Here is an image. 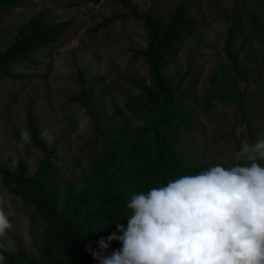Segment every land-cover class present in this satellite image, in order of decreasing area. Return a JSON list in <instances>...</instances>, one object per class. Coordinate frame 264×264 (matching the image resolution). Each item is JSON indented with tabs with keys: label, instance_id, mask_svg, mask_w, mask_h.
<instances>
[{
	"label": "rangeland",
	"instance_id": "obj_1",
	"mask_svg": "<svg viewBox=\"0 0 264 264\" xmlns=\"http://www.w3.org/2000/svg\"><path fill=\"white\" fill-rule=\"evenodd\" d=\"M186 0H132L139 14L149 10L161 15ZM193 2L189 15L199 21L192 32L175 44L176 56L168 59L165 75L173 85L189 87L202 98L211 84V76L220 68L229 70L222 51L230 22L228 17L234 0H189ZM244 9L252 10L255 24L264 34V0H238ZM124 15L110 24L93 30L103 17ZM129 12L111 0L67 4L66 0H19L14 4L0 1V50L14 40L19 30L31 19L45 16L49 22L69 20L70 27L58 40L32 53V64L9 67L16 77L0 74V167L13 168L19 157L25 163L27 176L35 173L43 153L22 139L27 132L26 108L32 101V113L38 115V129L46 145H55L62 158L60 188L68 181H79L92 157L105 142L95 127L90 110L71 99L79 93L78 73L83 72L91 96L89 107L96 114L100 128L106 134H116L126 126L139 128L151 120L147 109H138L132 97L140 91L123 74L133 75L149 84L147 65L143 57H134L130 46L144 48L147 31L142 20L125 17ZM246 23L238 31L235 43L243 46L241 71L245 80H237L224 92H242L246 102L249 129L245 123L236 127L243 143H254L264 137V48ZM251 44V46H250ZM229 81V77L224 84ZM140 96V95H139ZM191 123L184 128L177 149L184 153L202 152L206 167L234 163L236 143L230 135L231 123L239 117L237 106L226 97L209 102L201 99L187 102ZM119 109V113L115 109ZM228 119H226V118ZM139 133V131L137 132ZM264 165V161H258ZM0 175V196L5 211H10L12 228L4 238L5 248L15 251L22 247L29 255L38 257L46 222L33 206L22 202L20 196L8 191ZM102 204L108 203L101 194ZM10 204L9 209L7 205ZM86 216H81L84 220ZM92 218H95L93 215ZM111 229L103 232L106 239ZM100 238H98L99 240ZM113 241L109 249H118ZM91 255V254H90Z\"/></svg>",
	"mask_w": 264,
	"mask_h": 264
},
{
	"label": "trees",
	"instance_id": "obj_2",
	"mask_svg": "<svg viewBox=\"0 0 264 264\" xmlns=\"http://www.w3.org/2000/svg\"><path fill=\"white\" fill-rule=\"evenodd\" d=\"M0 1L11 5L19 0ZM66 1L70 5L85 1L96 3L99 0ZM111 1L121 4L129 12L125 17H135L145 24L146 47L131 46L130 50L134 57L144 58L149 84L146 86L133 75L123 74L122 78L140 91V96H133L132 99L138 109L144 108L153 113L151 120L143 122L139 128L130 125L116 134H105L96 114L89 107V87L83 78V72H79V93L71 99L90 110L95 127L105 142L101 151L92 157L88 168L83 171L82 178L75 182L68 181L60 188L57 181L61 178L62 158L57 155L54 144L46 145L38 136L39 116L33 115L31 101L25 114L29 142L31 146L41 150L43 157L35 173L30 176L25 174L22 157L16 160L13 168L0 167V175L8 191L16 196L20 195L24 204L33 206L37 215L45 220L46 226L41 236V245L37 247L38 257L29 255L22 247L11 251L4 247L3 238H0V244H3L0 254L5 257L4 264H98L86 251V246L91 243L92 250H97L96 242L103 237L104 230L116 231L114 223L117 222L127 225L126 218L130 210L126 208V203L131 193L146 192L152 187L165 185L169 180L207 168L202 152L184 153L177 149L176 144L181 140L184 128L191 123L186 107L188 101L194 100L199 104L201 99L207 103L217 98L223 103L227 97L237 106L239 117L231 123L229 131L235 140L237 151L241 148V137L236 127L245 123L249 129L243 93L235 92L230 95L224 92V87L228 90L235 81L245 80L240 65L243 46L235 43V37L246 23L253 26L252 33L257 34L256 39L264 48V34L255 24L257 15L252 10L244 9L238 0H234L228 17L230 25L222 45L229 70L220 68L216 71L211 76L207 93L199 98L189 87L173 85L164 72L168 59L176 56L175 44L198 24L199 20L189 15L193 2L186 0L164 15H156L149 11L137 13L132 0ZM122 17L124 15L120 13L105 16L93 30ZM69 27V20L54 23L42 15L29 20L10 45L0 50V74L16 77L18 74L9 73L10 66L32 64V53H38L54 43ZM228 77L229 81L224 84ZM115 111L120 112L118 108ZM101 194L108 203L102 204L99 198ZM83 215L86 216L85 219L80 220ZM93 215L95 218H92ZM105 226L108 227L101 229Z\"/></svg>",
	"mask_w": 264,
	"mask_h": 264
},
{
	"label": "clouds",
	"instance_id": "obj_3",
	"mask_svg": "<svg viewBox=\"0 0 264 264\" xmlns=\"http://www.w3.org/2000/svg\"><path fill=\"white\" fill-rule=\"evenodd\" d=\"M233 160L131 193L127 225L114 223L86 251L98 264H264V137L243 143ZM9 217L0 196V238L12 228ZM113 241L120 247L109 252Z\"/></svg>",
	"mask_w": 264,
	"mask_h": 264
}]
</instances>
